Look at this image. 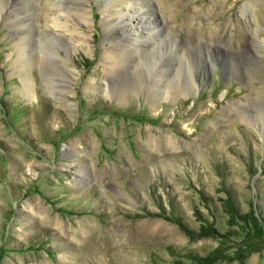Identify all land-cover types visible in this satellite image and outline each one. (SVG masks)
Returning <instances> with one entry per match:
<instances>
[{
  "label": "rangeland",
  "instance_id": "obj_1",
  "mask_svg": "<svg viewBox=\"0 0 264 264\" xmlns=\"http://www.w3.org/2000/svg\"><path fill=\"white\" fill-rule=\"evenodd\" d=\"M27 1L0 0V264H264V0H149L195 46L155 33L109 83L124 1L66 0L80 42Z\"/></svg>",
  "mask_w": 264,
  "mask_h": 264
},
{
  "label": "bare ground",
  "instance_id": "obj_2",
  "mask_svg": "<svg viewBox=\"0 0 264 264\" xmlns=\"http://www.w3.org/2000/svg\"><path fill=\"white\" fill-rule=\"evenodd\" d=\"M41 1L42 0H37L36 3L40 4ZM65 1L66 0H44L43 9L45 10V16H48L49 11H52L53 9H55V11L57 12L56 14H53L52 19L47 20L45 24L48 23L53 28H56L58 30H64L65 32L70 34L71 38L74 37V39L70 38L71 41L80 42L82 40L80 37L81 31L76 30V29H71V26L73 25L72 24L73 21H71V19L76 20V22L78 23H80L81 21L88 23V15H87L88 13L85 10L84 6L81 4H79V6L75 8V11H73L72 8L70 10V8H68L67 5L65 4ZM117 1L119 3L124 1V5L126 4V6H124V14L139 12L141 15L139 16V14H136L135 16L128 15V16L123 17L122 16L124 15L123 12L112 11V13H115L117 15V22H120L121 20H126L124 24L126 32H123V34H125L124 36L125 38H127V42H129L132 48L131 49H121L117 47H112L110 51L108 52L106 51L105 54L102 56L103 62H110V65L107 68V71L105 74L107 83L111 81L113 76L115 77L117 74H118L117 76H121L122 72L126 70L130 71L133 68L132 65H130V62L133 61L137 63V66L140 62H142L145 56L144 48L151 49L153 48L154 44L153 43L150 44L147 41L141 42L140 40L148 39L149 36H152L155 33H158L159 37H161L162 35L165 37L166 35L165 38H168L171 41V43H168L164 39V43L168 47V52L172 49L174 53L176 54L179 53V51H177L176 46L174 45L176 38L180 40L183 39L182 42L185 44V46L183 45L184 51H187V55H189L190 49H192V47L195 46L194 41H191L185 37L182 38V36H180V34L177 31H173V30L171 31L169 27L165 28L164 21L162 20V18H158V16L154 14L153 3L150 2L149 0H121V1L117 0ZM27 4H30V2L25 0V8ZM46 5H48L49 8L46 9ZM108 7L109 6L106 5L104 8V11L107 12L109 16H111L110 14L111 11L107 10ZM137 7H139L138 8L139 10L135 11V8ZM16 10H17L16 6L13 8L11 6L10 10L8 11L12 16L16 17L17 16ZM74 15H76L77 19H74ZM108 15L105 17V21H109ZM112 17L114 16L112 15ZM155 17H157L158 19L157 21L158 24L156 23ZM37 22L39 23L38 19H37ZM160 27H163V28H160ZM40 32L46 34L45 30L40 31ZM37 34L40 35L39 31L37 32ZM45 38L47 37L44 35V38L40 37L38 38V40L39 42H43ZM18 40L20 42V45H22L21 44L22 40L21 39H18ZM48 40L50 42L49 44H53V43L56 44L54 38H49ZM70 50L72 52L74 50V46H70ZM134 51H135V55H134ZM181 54L182 55H179V57L180 58L184 57L182 53V49H181ZM50 56H52L53 58H56L53 50L49 51L47 62H51L52 57ZM19 63L26 64L25 61H19ZM186 65H187V69L190 70V63L187 62ZM153 66L156 67V64H153ZM160 73L162 72L160 71ZM160 73H158L157 71L152 72L151 78L154 79V82H150L149 87L147 88V91L151 90V91L157 92L158 90H160L159 88L161 87V82L159 78H156L160 76ZM188 74L192 78L193 76L192 71L190 72L188 71ZM62 83L66 87L67 84L64 83V81H62ZM189 85L190 87L187 89V91L191 89V85H194V82L192 81L191 83H189ZM163 90L165 92L164 94L166 95L167 91L165 90V87H163Z\"/></svg>",
  "mask_w": 264,
  "mask_h": 264
}]
</instances>
